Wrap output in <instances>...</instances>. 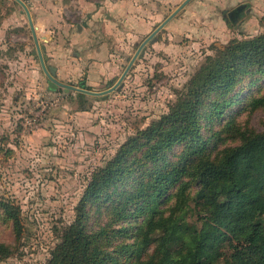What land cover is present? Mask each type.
Wrapping results in <instances>:
<instances>
[{
	"label": "rangeland",
	"instance_id": "1",
	"mask_svg": "<svg viewBox=\"0 0 264 264\" xmlns=\"http://www.w3.org/2000/svg\"><path fill=\"white\" fill-rule=\"evenodd\" d=\"M22 11L12 0H0V245L11 249V255L0 264H48L64 230L75 221L96 171L105 167L130 138L169 112L208 58L216 57L233 42L263 35H236L231 22L228 28L235 35H227V30L221 32L223 35H169L167 27L143 46L116 90L80 100L77 92L51 87L49 67L57 61L47 57L37 35L48 72L43 70ZM149 36L138 35L130 42L122 66L96 87L86 84L84 72L75 74L74 83L57 75L54 78L74 87L85 81V88L92 92L107 91ZM70 60L75 61L73 57ZM251 73H244L233 90L236 97L231 107L222 116L204 121L203 135L210 140L204 155L234 146L237 129L264 131V107L247 109L254 97L264 95V72ZM83 107L86 111H81ZM179 150L172 149L169 158L175 160ZM187 182L182 178L169 188L160 215H169L177 189ZM196 189L194 184L188 188L187 206L175 223L177 232L202 227L205 213L191 199ZM7 205L18 214L20 235ZM260 206L264 207V201ZM111 207L110 200L88 201L89 226L102 223ZM148 217L147 212L137 213L122 225L129 228L132 237Z\"/></svg>",
	"mask_w": 264,
	"mask_h": 264
},
{
	"label": "trees",
	"instance_id": "2",
	"mask_svg": "<svg viewBox=\"0 0 264 264\" xmlns=\"http://www.w3.org/2000/svg\"><path fill=\"white\" fill-rule=\"evenodd\" d=\"M260 35L233 42L208 58L169 112L96 171L48 264H130L132 259V264H264V131L237 129L234 146L215 155L202 153L210 141L203 135L204 121L231 107L244 73L264 72ZM77 97L88 98L82 93ZM259 107H264V95L254 97L247 109ZM175 147L180 150L172 160L169 153ZM182 178L189 182L177 189L169 215H160L169 188ZM191 184L197 187L191 199L205 213L203 224L192 232H177L175 223L187 206ZM96 198L110 200L112 209L102 223L90 227L87 203ZM5 207L20 235L18 214ZM146 212L149 217L130 237L122 224ZM10 255L11 249L1 244L0 262Z\"/></svg>",
	"mask_w": 264,
	"mask_h": 264
},
{
	"label": "crops",
	"instance_id": "3",
	"mask_svg": "<svg viewBox=\"0 0 264 264\" xmlns=\"http://www.w3.org/2000/svg\"><path fill=\"white\" fill-rule=\"evenodd\" d=\"M22 1L45 54L57 61L58 78L74 83L75 74L84 72L86 84L96 87L122 66L130 42L152 35L186 0ZM229 22L236 35L264 33V0H190L156 35L167 27L169 35H235Z\"/></svg>",
	"mask_w": 264,
	"mask_h": 264
},
{
	"label": "water",
	"instance_id": "4",
	"mask_svg": "<svg viewBox=\"0 0 264 264\" xmlns=\"http://www.w3.org/2000/svg\"><path fill=\"white\" fill-rule=\"evenodd\" d=\"M17 1L25 10L26 14H27V17H28V21H29V24H30V28L32 30V33H33V37H34V40H35V44H36V49H37V54H38V57H39V60H40V64L43 68V70L45 72H48V69L46 67V64H45V61H44V57H43V52H42V48L38 42V38H37V35L35 34V28H34V25H33V21H32V17H31V14L29 12V9L27 8V6L25 5V3L22 1V0H15ZM190 2V0H186L185 3H183L181 5V7L172 15L170 16L164 23H162L157 29L156 31L150 35L145 41L144 43L140 46L139 50L137 51V53L135 54V56L133 57V59L131 60V62L129 63L128 67L126 68L125 72L123 73V75L121 76V78L118 80V82L109 90L107 91H104V92H92V91H89L85 88V82H82L80 84L79 87H74V86H71V85H66V84H63V83H59L55 80L54 76H56V69L54 67H49V71H50V74H49V78L51 80V87L55 88L57 86H60V87H63L65 89V92L68 93L70 91H73V92H77V93H82V94H85V95H89V96H93V97H98V96H105L111 92H113L114 90H116L120 84L122 83L123 79L126 77L127 73L129 72V70L131 69L133 63L135 62V60L137 59L140 51L142 50L143 46L145 44H147L149 41L152 40V38L175 16L177 15V13H179V11H181V9H183L188 3Z\"/></svg>",
	"mask_w": 264,
	"mask_h": 264
},
{
	"label": "flooded vegetation",
	"instance_id": "5",
	"mask_svg": "<svg viewBox=\"0 0 264 264\" xmlns=\"http://www.w3.org/2000/svg\"><path fill=\"white\" fill-rule=\"evenodd\" d=\"M235 16H236V14H234V15L232 16V18L235 19Z\"/></svg>",
	"mask_w": 264,
	"mask_h": 264
}]
</instances>
